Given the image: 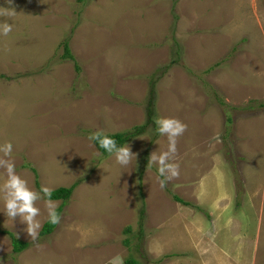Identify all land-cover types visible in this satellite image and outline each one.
<instances>
[{"label":"rangeland","instance_id":"1","mask_svg":"<svg viewBox=\"0 0 264 264\" xmlns=\"http://www.w3.org/2000/svg\"><path fill=\"white\" fill-rule=\"evenodd\" d=\"M12 6L0 17L13 25L0 35V145L12 143L34 190L75 187L36 242L0 193V264H264V0ZM162 117L187 125L179 178L163 190L148 165L167 148ZM141 125L122 144L138 154L126 168L88 139ZM36 206L43 225L45 201ZM2 229L28 246L12 251Z\"/></svg>","mask_w":264,"mask_h":264},{"label":"clouds","instance_id":"2","mask_svg":"<svg viewBox=\"0 0 264 264\" xmlns=\"http://www.w3.org/2000/svg\"><path fill=\"white\" fill-rule=\"evenodd\" d=\"M9 7H0V17L11 18L17 14L12 6V0H6ZM13 31V25L8 22L0 23V35L7 37ZM157 131L161 136L167 138L166 150L157 153L152 152L148 159L149 167L155 165L158 172V184L163 190L167 183L179 178L180 165L177 161V143L187 130V125L176 118H157L155 120ZM88 139L98 143L99 147L110 155H114L115 162L126 168L133 161L136 162L137 153L131 150V146L124 144L118 146L115 139L109 137L102 130L92 133ZM142 139V138H141ZM0 169L4 170L5 181L0 185V193L3 194L4 212L8 220L14 221L19 217L20 222L26 227L23 229L32 242L39 239L41 221L38 217L41 210L36 206L37 201L44 200L48 221L57 225L60 223L61 215L58 213V204L52 199L53 189L41 187L39 191L29 186L28 181L16 172L15 162L12 159L13 145L5 142L0 145ZM108 264H123L120 257H114Z\"/></svg>","mask_w":264,"mask_h":264},{"label":"trees","instance_id":"3","mask_svg":"<svg viewBox=\"0 0 264 264\" xmlns=\"http://www.w3.org/2000/svg\"><path fill=\"white\" fill-rule=\"evenodd\" d=\"M64 52H63V57H68L73 59V54L70 52L67 44H64ZM145 129V125H141V126H136L134 130H128V131H119V132H115L113 134L111 133H105L107 134L109 137L113 138L116 140L117 145L118 146H122L123 143H125L126 141L130 140L132 137H135L136 135L142 133V131ZM96 143V142H95ZM96 145L98 146V148L103 152V153H107L105 152L103 149H101L98 145V143H96ZM75 187V184H72L70 186H59L55 189H53V193H52V199L53 200H62V203L65 202L69 196L71 195L73 189ZM173 197L177 200V201H181L182 200L180 198H178L179 196L177 195H173ZM58 213L60 214L61 212V207L59 206L57 209ZM55 225L51 224L48 219L43 223L41 229H40V235H45L47 233H50L52 231V229L54 228ZM130 228L128 227L127 230H129ZM2 232H7V234L9 235L10 238V242H11V246H12V251L18 253L21 252L24 248H26L28 246V242L19 239L17 236H15L13 233L8 232L7 230H1ZM138 234L140 236H142V228L141 226L138 228ZM124 264H137V260H135L133 257H128L125 259Z\"/></svg>","mask_w":264,"mask_h":264}]
</instances>
